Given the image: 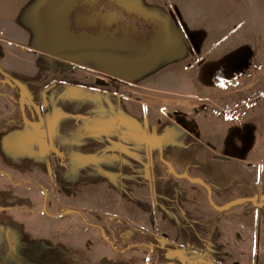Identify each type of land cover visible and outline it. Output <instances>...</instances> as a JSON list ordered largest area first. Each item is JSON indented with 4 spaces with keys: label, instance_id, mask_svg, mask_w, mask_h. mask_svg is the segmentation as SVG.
Here are the masks:
<instances>
[{
    "label": "rangeland",
    "instance_id": "374dc122",
    "mask_svg": "<svg viewBox=\"0 0 264 264\" xmlns=\"http://www.w3.org/2000/svg\"><path fill=\"white\" fill-rule=\"evenodd\" d=\"M147 1L0 0V264H264V144L208 177L177 169L173 132L130 114L151 84L177 96L179 63L207 58L176 0ZM242 1L219 0L213 23ZM241 21L242 47L214 49L217 34L207 53L221 57L200 66L239 96L264 88L263 23Z\"/></svg>",
    "mask_w": 264,
    "mask_h": 264
},
{
    "label": "crops",
    "instance_id": "0c3cea01",
    "mask_svg": "<svg viewBox=\"0 0 264 264\" xmlns=\"http://www.w3.org/2000/svg\"><path fill=\"white\" fill-rule=\"evenodd\" d=\"M37 1L17 0V8L22 10L23 2L30 5L36 4ZM176 2L179 3L175 5L176 13L189 33L201 35L200 42L203 43L201 52L207 58L198 62L195 68L179 63L180 68L175 76L180 79L177 96H168V90L151 84L148 88L155 93L145 94L144 91L137 93L136 96L140 99L137 101L138 105L134 103L130 106V114L156 118V122L151 121L149 126L153 127L157 124L161 127L165 134L162 139L166 138L169 130V133L173 132V145L174 148L177 147V154H175L177 158L175 159L183 164L180 167L176 166L177 169L195 168L201 164L208 176L206 169L211 166L214 159L243 160L233 158L232 148L242 147L246 142L253 145L255 143L264 144V100L255 106L244 108L241 115L231 121L215 117L217 111L238 99L239 92L231 89L227 86L228 84H222L224 80L217 81L216 78H207L200 70V66L221 57L212 52L207 53L218 40L217 34L221 33L225 35V38L223 46L217 44L214 49L227 50L224 53L226 54L242 47L241 43L247 39L244 35L248 34L245 26L252 28L254 25L248 22L242 23L241 17L256 19L257 24L263 23L257 25L259 33L263 32L264 0L242 1L237 11L226 15L227 19L223 16L222 20L215 24L213 19L219 7V0H176ZM7 14L9 10L1 9V15L6 16ZM253 145L247 151L248 155L257 152ZM229 147L230 152L226 150ZM218 160L215 162H219ZM244 168L247 167H239V169ZM213 177L214 175L211 176Z\"/></svg>",
    "mask_w": 264,
    "mask_h": 264
},
{
    "label": "built area",
    "instance_id": "2783aa9c",
    "mask_svg": "<svg viewBox=\"0 0 264 264\" xmlns=\"http://www.w3.org/2000/svg\"><path fill=\"white\" fill-rule=\"evenodd\" d=\"M238 91H244L243 95H240L233 105L222 108L216 116L235 118L242 113L244 108L254 106L264 100V88L262 87L242 86Z\"/></svg>",
    "mask_w": 264,
    "mask_h": 264
},
{
    "label": "water",
    "instance_id": "95a60500",
    "mask_svg": "<svg viewBox=\"0 0 264 264\" xmlns=\"http://www.w3.org/2000/svg\"><path fill=\"white\" fill-rule=\"evenodd\" d=\"M172 172L176 173L173 169H171ZM185 177H187L190 181H197V179L193 178V177H189L188 175H185ZM206 188H207V191H208V197H209V201L212 205H214L217 209H220L219 206H217L214 201L212 200L211 198V189L210 187L205 183V182H201Z\"/></svg>",
    "mask_w": 264,
    "mask_h": 264
},
{
    "label": "trees",
    "instance_id": "16d2710c",
    "mask_svg": "<svg viewBox=\"0 0 264 264\" xmlns=\"http://www.w3.org/2000/svg\"><path fill=\"white\" fill-rule=\"evenodd\" d=\"M132 10H130V12H131ZM133 12H135V13H138L139 15H140V13L139 12H137L136 10H134ZM141 16H143L145 19H147V18H150L151 17V15H147L146 13H143V14H141Z\"/></svg>",
    "mask_w": 264,
    "mask_h": 264
},
{
    "label": "flooded vegetation",
    "instance_id": "af4514ba",
    "mask_svg": "<svg viewBox=\"0 0 264 264\" xmlns=\"http://www.w3.org/2000/svg\"><path fill=\"white\" fill-rule=\"evenodd\" d=\"M100 30H101V31L103 30V32L107 31L106 28H104V27H102ZM107 32H108V31H107ZM111 33H112V32H110V34H111Z\"/></svg>",
    "mask_w": 264,
    "mask_h": 264
}]
</instances>
